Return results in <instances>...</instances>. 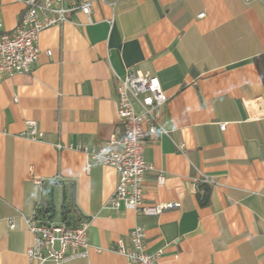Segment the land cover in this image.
<instances>
[{
	"label": "crops",
	"instance_id": "crops-1",
	"mask_svg": "<svg viewBox=\"0 0 264 264\" xmlns=\"http://www.w3.org/2000/svg\"><path fill=\"white\" fill-rule=\"evenodd\" d=\"M91 5L89 18L76 10L40 31L30 72L0 76V264H38L26 255L25 218L45 203L55 222L63 207L90 221L87 257L60 264H126L113 248L128 243L135 224L145 229L147 250L161 251V264H264V4ZM24 9L21 0H0L1 30L12 31ZM129 70L156 75L168 96L163 131L143 152L153 166L144 201L178 202L158 215L106 207L115 169L56 147H98L123 134L116 86ZM27 120L36 122L35 139L22 134ZM198 171L216 183L195 182Z\"/></svg>",
	"mask_w": 264,
	"mask_h": 264
},
{
	"label": "built area",
	"instance_id": "built-area-1",
	"mask_svg": "<svg viewBox=\"0 0 264 264\" xmlns=\"http://www.w3.org/2000/svg\"><path fill=\"white\" fill-rule=\"evenodd\" d=\"M25 9L18 25L12 31L1 30L0 24V76L16 73H28L32 70L39 55L37 38L40 31L50 26H61L68 19L70 12L79 10L88 18L91 13L92 0H21ZM257 1L264 4V0ZM201 12L198 16H203ZM168 96L163 91L156 75L144 76L129 70L124 77L118 79L116 86V120L123 127L120 137L111 135L101 146L89 147L83 143L56 147H67L84 153L90 159L112 166L117 174V182L112 194L105 202L106 207L123 208L135 214L158 215L167 208L178 206V202H159L149 204L144 201V175L153 169L152 164L144 159L143 152L150 138L161 132V108ZM224 129L225 123L219 124ZM22 134L37 138L38 130L34 120L25 121ZM179 151L184 143L176 144ZM195 182L210 184L215 180L206 174L197 172ZM164 174L158 172L156 183L162 184ZM37 204L25 224L32 235V243L26 249L30 261L38 264L51 260L56 264L84 258L88 255L89 219L79 217L74 224L64 220L55 222L42 219ZM13 227L12 219L8 220ZM145 229L135 224L128 232V243L118 241L113 248L122 254L126 264H161V251L147 250ZM100 252L102 248L93 247Z\"/></svg>",
	"mask_w": 264,
	"mask_h": 264
},
{
	"label": "trees",
	"instance_id": "trees-1",
	"mask_svg": "<svg viewBox=\"0 0 264 264\" xmlns=\"http://www.w3.org/2000/svg\"><path fill=\"white\" fill-rule=\"evenodd\" d=\"M52 207L50 206V203L43 204L38 213L41 216L42 219H50L52 215ZM62 218L67 224H74L78 221V217L76 218L75 214L70 215V211L67 207H63L61 210Z\"/></svg>",
	"mask_w": 264,
	"mask_h": 264
},
{
	"label": "rangeland",
	"instance_id": "rangeland-1",
	"mask_svg": "<svg viewBox=\"0 0 264 264\" xmlns=\"http://www.w3.org/2000/svg\"><path fill=\"white\" fill-rule=\"evenodd\" d=\"M57 219V218H56Z\"/></svg>",
	"mask_w": 264,
	"mask_h": 264
}]
</instances>
